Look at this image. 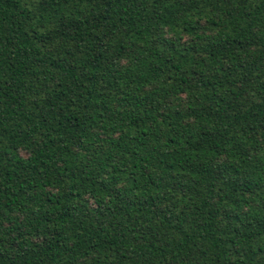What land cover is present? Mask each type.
<instances>
[{
	"label": "trees",
	"instance_id": "obj_1",
	"mask_svg": "<svg viewBox=\"0 0 264 264\" xmlns=\"http://www.w3.org/2000/svg\"><path fill=\"white\" fill-rule=\"evenodd\" d=\"M0 264H264V0H0Z\"/></svg>",
	"mask_w": 264,
	"mask_h": 264
}]
</instances>
